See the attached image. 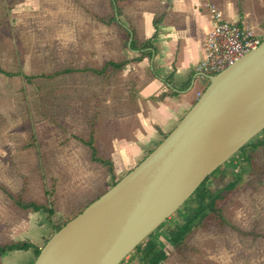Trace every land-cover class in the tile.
Here are the masks:
<instances>
[{
	"label": "rangeland",
	"instance_id": "1",
	"mask_svg": "<svg viewBox=\"0 0 264 264\" xmlns=\"http://www.w3.org/2000/svg\"><path fill=\"white\" fill-rule=\"evenodd\" d=\"M40 1L34 7L25 0L0 3V70L28 77L0 74V183L13 193L25 187L28 198L50 202L61 225L107 190L104 168L90 161V152L75 137L86 139L98 115L104 121L112 109L128 116L132 111L126 105L129 83L121 73L49 78L65 69H100L107 57L98 51L97 41L115 38L107 29L95 28V21L82 13L85 5ZM255 1L252 6L258 7ZM262 5L264 15V0ZM259 32L264 39L263 30ZM207 84L204 80L203 90ZM256 139L264 140V131ZM33 143L36 149L28 147ZM101 144L98 156L108 158L110 143ZM38 157L45 161L43 173ZM240 165L239 151L207 183L211 191L220 192L224 222L205 218L184 246L174 249L168 239L184 221L180 209L149 237L166 240L162 264H264V148L252 154L250 167L243 163L246 172L226 190ZM54 184L55 191L46 197ZM20 214L0 193V243L13 238L11 224ZM140 258L134 251L121 264H138Z\"/></svg>",
	"mask_w": 264,
	"mask_h": 264
},
{
	"label": "water",
	"instance_id": "2",
	"mask_svg": "<svg viewBox=\"0 0 264 264\" xmlns=\"http://www.w3.org/2000/svg\"><path fill=\"white\" fill-rule=\"evenodd\" d=\"M204 78L207 86L176 127L55 231L33 264H121L264 131V39L222 72Z\"/></svg>",
	"mask_w": 264,
	"mask_h": 264
},
{
	"label": "crops",
	"instance_id": "3",
	"mask_svg": "<svg viewBox=\"0 0 264 264\" xmlns=\"http://www.w3.org/2000/svg\"><path fill=\"white\" fill-rule=\"evenodd\" d=\"M25 1L27 6L33 7L41 3L40 0ZM67 1L63 0V3ZM70 1L85 5L82 13L89 16L87 18L91 23L95 21V28H105L115 38L112 41H97L101 46L98 51L102 52V57H107L101 68L107 62H127L122 70L110 71L106 76L121 73L129 83L128 93L126 91L125 94H129L126 105L132 111L131 114L120 115L116 109H112L104 121L98 115L92 123L97 154L104 147L100 143H110L107 146L108 158L104 159L113 163L112 179L115 181L141 162L176 127L197 100V94L203 91L205 79L195 71V66L202 58L203 41L212 28L209 6L214 5L226 21L248 26L258 36L261 35L259 30L264 32V15L260 12L262 0L255 1L258 7L252 6L251 0ZM99 19L109 21V24ZM128 33L131 38L127 41ZM129 41L130 46L134 42L132 50L128 47ZM146 43L149 46L142 48ZM142 53L149 55L136 61ZM162 94L167 96L158 100ZM101 130L105 137L99 136ZM104 170L108 190L110 177ZM25 198L34 200L28 198L27 193ZM95 199L88 200L81 210ZM21 212L23 214L15 217L11 224L13 238L0 245L28 241L42 248L55 232L54 226L42 211ZM57 221L54 213V225H58ZM152 241L161 248L166 240L159 235ZM35 259L33 249L11 251L0 256V264H33ZM138 264H142L141 258Z\"/></svg>",
	"mask_w": 264,
	"mask_h": 264
},
{
	"label": "trees",
	"instance_id": "4",
	"mask_svg": "<svg viewBox=\"0 0 264 264\" xmlns=\"http://www.w3.org/2000/svg\"><path fill=\"white\" fill-rule=\"evenodd\" d=\"M101 22L109 24V21H105L103 19H99ZM114 20V19H113ZM131 38L128 33L126 36L127 41ZM149 44H143L142 48L148 47ZM134 48V42H131L130 49ZM149 55V53H142L140 57L137 58L136 61L140 60L142 57ZM126 61L123 62H107L100 69H81V70H72L65 69L63 71L57 72L53 75H49L50 77H57L65 74H72L75 72H90L96 76H106L110 71H119L122 70ZM0 74H4L5 76L13 77V76H23L25 79H28L22 73H6L0 70ZM167 94H162L158 97V100H162L165 98ZM79 142H81L90 152V160L94 163H98L103 166L108 176L110 177V185L112 187L115 185L117 181L112 179L114 173L113 163L109 159H102L98 156L97 151L95 149L94 144V128L91 126L90 132L86 139L75 137ZM29 148L36 149L37 146L35 143L28 146ZM259 147L264 148V140H257L256 137L247 145H245L241 150V165L239 167V172L235 174L236 180L229 183L226 186V190H231L235 187L238 180L241 178V175L246 172L243 163H245L248 167L252 164V154L255 153ZM37 151V150H36ZM39 160V169L41 173L44 172L45 169V161L42 157H38ZM219 170V169H217ZM216 170V171H217ZM215 173V172H214ZM211 174L193 193V195L186 201V203L182 206V210L185 213L184 221L182 224L178 225L174 231H170L169 233V242L173 246L174 249H181L184 244L186 237L192 232V230L201 225L205 218L218 220L224 222L221 216L220 210V192H213L207 186L209 179L214 175ZM42 174V179H43ZM54 191V186L52 185L50 190H46V197H50ZM0 192L7 197V199L19 210L24 212H44L47 214V218L50 223L54 226V231H58L64 224H66L69 220L74 218L66 219L61 225H54L53 217H54V209L50 202H39L35 200H28L25 198L27 190L23 187L17 193L10 192L3 184L0 183ZM82 211V210H81ZM80 211V212H81ZM79 212V213H80ZM78 213V214H79ZM149 239V238H148ZM28 249H33L35 252V256L37 257L40 249L28 241L22 242H13L9 244L0 245V256L6 252L11 251H25ZM135 252L140 253L142 264H162L167 259V253L156 246V244L152 240H147L144 245H140L137 247Z\"/></svg>",
	"mask_w": 264,
	"mask_h": 264
},
{
	"label": "built area",
	"instance_id": "5",
	"mask_svg": "<svg viewBox=\"0 0 264 264\" xmlns=\"http://www.w3.org/2000/svg\"><path fill=\"white\" fill-rule=\"evenodd\" d=\"M209 16L212 28L203 41L202 58L195 66V71L203 78L222 72L255 50L263 40L252 28L226 21L214 5L209 6ZM200 95L198 93L197 98Z\"/></svg>",
	"mask_w": 264,
	"mask_h": 264
}]
</instances>
